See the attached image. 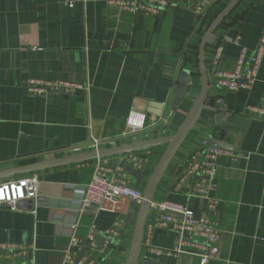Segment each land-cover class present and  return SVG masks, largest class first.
Segmentation results:
<instances>
[{"label": "crops", "instance_id": "obj_1", "mask_svg": "<svg viewBox=\"0 0 264 264\" xmlns=\"http://www.w3.org/2000/svg\"><path fill=\"white\" fill-rule=\"evenodd\" d=\"M171 1L160 15L151 16L132 15L106 0H0V182L31 175L39 180L37 200L21 202L16 211L0 205V242L34 246L27 264H62L72 232L84 238L91 225L102 231L117 217L123 224L100 264L126 263L137 214L134 205L127 203L123 214L95 206L79 212V197L96 163L108 176L126 174L143 191L167 139L198 101L199 38L191 34L199 0ZM227 1L212 6L208 14ZM263 27L264 0H240L212 33L205 49V105L152 196L153 203L180 202L197 217L217 220V257L202 263L197 245L186 246L187 253L154 255L148 237L151 244L170 248L177 234L158 226L149 229V209L135 264H264V121L241 113L264 94V52L249 89L222 91L210 74L217 43L223 46L217 67L230 69L238 47L227 38L239 32L242 44L253 49ZM30 78L67 80L83 87L36 96L27 91ZM215 96H221L224 105H212ZM132 108L146 115L145 128L135 133L127 132L125 125ZM204 139H217L219 147L237 155L217 159L213 195L218 203L212 211L204 199L186 195L187 184L176 185L183 163ZM147 152L150 162L143 170L127 158Z\"/></svg>", "mask_w": 264, "mask_h": 264}, {"label": "built area", "instance_id": "obj_2", "mask_svg": "<svg viewBox=\"0 0 264 264\" xmlns=\"http://www.w3.org/2000/svg\"><path fill=\"white\" fill-rule=\"evenodd\" d=\"M227 0H199L196 6L197 23L192 30V37H200L204 29V21L209 9L217 3ZM108 4L119 6L123 11L132 15L158 16L162 10L173 5L171 0H106ZM227 40L238 47L237 56L230 69H219L217 63L222 55L223 46L217 43L213 50L210 74L213 84L222 91L236 92L249 89L256 80L264 52V27L260 38L253 49H249L241 42V34L236 32ZM27 91L36 96H46L54 92L72 93L82 88L83 85L67 80H42L30 78L26 82ZM212 105H224L221 96H215ZM242 114L254 119L264 121V94L256 104H246ZM145 113L132 108L126 118V131L135 133L145 128ZM221 155H230L209 140H201L199 147L191 152L181 167L178 186L187 184L188 197H198L206 201L208 209L212 211L218 199L213 195L216 189L215 175L217 159ZM236 159L237 155L231 154ZM128 159L133 161V166L143 170L150 162L149 152L134 155L128 154ZM39 180L31 175L14 180L0 182V205L11 211L19 210V204L25 201L31 203L37 200ZM143 200V191L134 187L127 175L118 173L107 175V169L96 163L90 180L81 190L79 212L90 206L99 210H108L118 214L125 213L127 203H132L136 210ZM151 216L149 229L158 226L172 230L177 234L176 243L170 248H160L150 243L149 237L146 244L154 255L173 256L187 253L186 246L201 248L197 254L202 263L213 260L219 253L221 228L219 222L210 216H195L193 210L186 204L172 200L151 202ZM123 219L117 217L111 227L98 231L91 225L86 236L79 238L72 232L68 248L62 259V264H100L105 257V249L117 235V230L122 226ZM72 231L76 223L71 225ZM102 241L98 242L97 237ZM197 243V244H196ZM34 252V246L10 242H0V264H27L28 257Z\"/></svg>", "mask_w": 264, "mask_h": 264}, {"label": "water", "instance_id": "obj_3", "mask_svg": "<svg viewBox=\"0 0 264 264\" xmlns=\"http://www.w3.org/2000/svg\"><path fill=\"white\" fill-rule=\"evenodd\" d=\"M239 1L240 0H228L225 3V5L221 8V10L212 18V20L204 28L198 40L197 60L199 64L201 81H202L200 96L192 112L190 113L186 121L183 123L181 128L173 136L167 139L168 145L165 151L163 152L162 156L159 158L155 168L153 169L152 173L150 174L147 180L146 186L143 189V200L137 209V214L135 217L133 231H132L131 246L125 264L136 263L141 248L145 221L148 216L150 204L152 201V196L157 186V183L161 175L163 174L165 167L170 161L172 155L174 154V152L182 142L183 138L185 137L187 131L189 130V127L191 126V124L199 114L200 110L205 105V101L209 91V73L206 66L205 49L206 46L208 45L209 38L211 37L212 33L217 28V26L224 20V18L229 14V12ZM216 109L219 111H223L222 108H216ZM211 143L221 146V142L217 139H214ZM115 150H118V148H115ZM29 202L31 203V201Z\"/></svg>", "mask_w": 264, "mask_h": 264}, {"label": "trees", "instance_id": "obj_4", "mask_svg": "<svg viewBox=\"0 0 264 264\" xmlns=\"http://www.w3.org/2000/svg\"><path fill=\"white\" fill-rule=\"evenodd\" d=\"M222 4V3H221ZM225 5V4H224ZM224 5H222V6H220V8L219 9H216V13L215 14H207V16H206V19H205V21H204V28L208 25V23L212 20V18L221 10V8L224 6ZM202 34V33H201ZM201 36V35H200ZM200 38V37H199Z\"/></svg>", "mask_w": 264, "mask_h": 264}, {"label": "rangeland", "instance_id": "obj_5", "mask_svg": "<svg viewBox=\"0 0 264 264\" xmlns=\"http://www.w3.org/2000/svg\"><path fill=\"white\" fill-rule=\"evenodd\" d=\"M196 38H198V37H196Z\"/></svg>", "mask_w": 264, "mask_h": 264}]
</instances>
